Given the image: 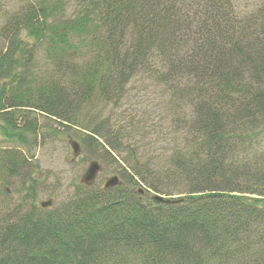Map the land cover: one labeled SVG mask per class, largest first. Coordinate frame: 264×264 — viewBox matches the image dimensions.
Instances as JSON below:
<instances>
[{
	"label": "trees",
	"instance_id": "16d2710c",
	"mask_svg": "<svg viewBox=\"0 0 264 264\" xmlns=\"http://www.w3.org/2000/svg\"><path fill=\"white\" fill-rule=\"evenodd\" d=\"M71 1L69 18L64 0H37L0 26V136L35 144L31 113L77 126L82 152L103 151L123 184L0 218V264H264V5L239 16L232 0ZM137 77L169 95L181 140L164 155H113L122 140L90 116ZM25 161L0 151L9 176Z\"/></svg>",
	"mask_w": 264,
	"mask_h": 264
},
{
	"label": "rangeland",
	"instance_id": "374dc122",
	"mask_svg": "<svg viewBox=\"0 0 264 264\" xmlns=\"http://www.w3.org/2000/svg\"><path fill=\"white\" fill-rule=\"evenodd\" d=\"M232 1L239 16L255 12L260 5H264V0ZM36 2L37 0H0V26L6 17ZM73 4L71 0H64L58 15L62 19L74 15ZM2 47H5V43L0 38V49ZM34 59L40 74L50 71V65L45 61L42 49L35 52ZM165 90L153 81L140 80V77H137L126 85L121 98L103 105L94 104L90 112L93 123L106 122L116 138L122 140L120 142L124 149H119L118 153L113 152V155L122 158L128 156L130 159L133 149H138L140 154L145 152L149 156L156 153L164 155L173 144L180 143L181 132H174L176 129L169 119L172 115V113L169 115V95L167 93L164 94V98L160 97ZM30 116L37 119L39 126L35 144L24 148L6 142L0 136V151L15 148L26 157L20 170L23 173L22 178L9 176L0 168V218L13 219L16 215L24 213L30 204L39 208V202L48 198L54 199L52 208L56 204L68 201L77 186L82 185L80 178L91 159L102 165L95 184L102 186L105 178L112 175H118L119 178L118 165L105 159V154L102 155L103 151L98 148L82 152L78 158L72 159L67 141L69 138L80 141L82 134L77 126L67 129L41 114L31 113ZM18 118L23 121L19 114ZM119 180L121 184L118 186H122L123 182L120 178ZM136 188L143 189L142 186Z\"/></svg>",
	"mask_w": 264,
	"mask_h": 264
},
{
	"label": "water",
	"instance_id": "95a60500",
	"mask_svg": "<svg viewBox=\"0 0 264 264\" xmlns=\"http://www.w3.org/2000/svg\"><path fill=\"white\" fill-rule=\"evenodd\" d=\"M68 144L72 150L73 158L75 159L81 154V147L78 141L74 139H69ZM102 170V165L97 160H90L87 164V167L85 168L84 173L82 174L80 178V182L86 186H91L94 184L95 179L99 172ZM121 184V181L119 180L117 175H112L110 177H107L104 181L103 187L104 188H110L114 186H118ZM139 192H142V189H139ZM153 199L159 202L160 204H177L183 201V198H169L165 197L163 195H154ZM54 203L53 198H48L45 201L39 202V208L40 209H51ZM161 207V205H160Z\"/></svg>",
	"mask_w": 264,
	"mask_h": 264
}]
</instances>
